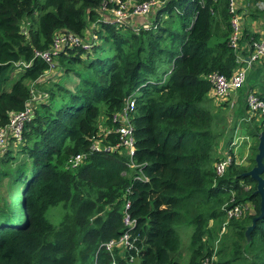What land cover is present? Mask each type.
Segmentation results:
<instances>
[{"label": "trees", "instance_id": "trees-1", "mask_svg": "<svg viewBox=\"0 0 264 264\" xmlns=\"http://www.w3.org/2000/svg\"><path fill=\"white\" fill-rule=\"evenodd\" d=\"M159 1L164 4L155 11L156 28L136 33L131 25L103 21L100 11L114 8L112 0H0V129L25 110L32 89L49 97L36 103L23 144L2 157L0 185L8 184L0 201V264H110L112 255L101 246L125 232L135 247L124 257L139 264H205L214 253L217 264H264V206L257 182L245 176L256 167L264 130L241 122L250 92L258 90L264 100V61L251 67L238 91L229 133V105L214 103L208 78H230L241 66L229 44L230 0ZM255 4L253 17L264 16L262 3ZM94 24L98 41L91 52L78 47L55 57L60 74L79 79L75 88L61 85L60 76L40 84L50 67L36 52L50 50L55 35L65 31L86 42ZM245 34L250 44L260 38L248 29ZM130 99L139 166L134 169L125 152L91 150L102 128L107 142L117 144L114 117ZM239 127L257 140L250 166L233 162L219 177L221 150L232 153ZM79 154L83 163L69 168ZM141 174L148 181L135 179ZM126 200L132 228L125 225ZM248 203L254 213L227 220L228 210ZM58 207L64 213L54 224L49 213ZM187 229L192 233L184 259L181 233Z\"/></svg>", "mask_w": 264, "mask_h": 264}, {"label": "built area", "instance_id": "built-area-1", "mask_svg": "<svg viewBox=\"0 0 264 264\" xmlns=\"http://www.w3.org/2000/svg\"><path fill=\"white\" fill-rule=\"evenodd\" d=\"M258 1H260L264 7V0ZM112 2L116 4L114 8L108 9L105 5L100 11L101 15H103V21L111 22L113 25L119 28H122L125 25H131L136 33H140L142 27H148L149 25L153 27V25L144 24L137 26L135 25V19L137 17L148 18L153 12L157 11L164 4L159 0H149L142 3L135 0H112ZM229 13L231 16V34L229 38V44L237 54V62L241 66L235 70L230 78L220 73H213L209 75L208 79L212 84L210 97L217 105L227 104L230 100H234V95H236V93L246 84L248 70L251 69L254 64L260 63L262 60H264V36H262L257 41H253L249 45L244 44V16L240 13L237 0H230ZM95 28V24L91 25L90 30L87 31L86 42L82 41V39L78 36L65 31L55 35L50 50L45 52H36V58L43 59L50 67L49 71L41 79L40 84L44 81L43 79L46 78L47 75L55 71H57V74L61 73L58 71L55 57L65 49L82 47L85 52L89 53L92 51L94 42L96 43L98 41L97 37L93 33ZM153 28L156 27L154 26ZM28 31L29 24H26L22 27V34L26 36L28 35ZM245 46L249 47L248 56H244ZM48 98V95L44 92L39 93L35 89H32L31 99L26 104L25 110L16 114H12L9 125L0 129V157L7 155L8 152L17 151V149L23 144L24 129L34 117L36 103L38 104L39 102H42ZM246 103L248 108L247 117L242 119L241 122L248 124L256 122L264 130V100L253 92L248 94ZM134 109L135 101L130 99L127 101L123 111L114 117V122L118 124L115 131L119 136L117 144L112 145L107 142L109 133L106 132L107 129L102 128V133L92 138V152H125V154L130 158V168H139V166L134 163L136 141L134 138L135 129L131 121ZM244 141L248 142L249 137L238 135L234 137L231 145L232 147L238 148ZM84 160L85 156L82 154L73 156L69 160L68 167L76 169L83 163ZM233 162L236 165L240 164L236 161L234 156L227 153L226 151H222L221 158L215 166L216 175L222 177ZM135 179L148 181V178L142 174L141 176H136ZM126 196L127 195H125V197ZM130 207V201L126 200L125 225L127 228H132L135 224V221L130 220L129 214L127 213ZM249 210L250 206H235L234 208H231L227 211V220L229 221L232 218H240L243 216L244 212ZM227 224L228 222L223 225L220 235L226 233ZM134 247V241L132 240L129 232H125V234H123L119 239L112 240L101 246L102 249L112 255V261L110 264H120L118 262L117 255L115 256V253L125 259L124 264H133L135 262L133 257L127 259L124 256L127 252L134 250ZM217 263L218 258L215 253L205 262V264ZM95 264H97V260H95Z\"/></svg>", "mask_w": 264, "mask_h": 264}, {"label": "rangeland", "instance_id": "rangeland-1", "mask_svg": "<svg viewBox=\"0 0 264 264\" xmlns=\"http://www.w3.org/2000/svg\"><path fill=\"white\" fill-rule=\"evenodd\" d=\"M165 19H166V21H172V20H169L167 16ZM174 19L175 18H173V20ZM104 49H105L106 55L112 54L111 46L106 45V46H104ZM249 71H250V69L248 70V72ZM56 72L57 71L47 75V77L43 79L44 81L41 84L50 83L53 80V78L54 77L57 78L58 75L61 77V80H59V83H61V85H63L64 87H66L68 89H71V90L74 89L75 86L79 83V79L76 76L68 75V74L60 75V74H57ZM248 72H247V75H248ZM87 73H88L87 71H84L82 74L84 76H86ZM255 74H257V73H255ZM237 101H238V93H236V95H234V100H230L227 103L229 105L228 114L230 113L229 133L232 132V129L234 128V125H235V118L233 117V112H235V110H237L239 108V107H237V104H236ZM238 129H240V127ZM235 134H234V137L240 135V133H237L236 135ZM243 136H247V135L244 134ZM229 138H230V135H227L222 144L226 145ZM256 145H257V140L249 138V141L247 143L244 142V144H242V146L240 147V153L239 152L236 153L237 162L244 161V163L242 165L243 168H246V169L249 168V166H250L249 161H250V157L252 155V147H255ZM13 154L15 155V153H13ZM23 159H24V157H19V160H23ZM7 184H8V180H6L5 183L0 185V201H2L3 199L6 198L5 196H6V191H7ZM20 188H21V185H20V187L16 188V190H15V194H14L15 200L14 201H16L18 197H20ZM247 189H249V188H247ZM246 206H250V210L246 211V213H248V212L254 213V207L252 204L248 203ZM63 213H64V210L61 207L55 208L49 213V219L51 220L52 223L58 224L62 218ZM191 233H192V230H188V229L185 230L183 233H181L182 240H183V246H184L183 247L184 259L188 258L187 246L189 244V238L191 236Z\"/></svg>", "mask_w": 264, "mask_h": 264}, {"label": "crops", "instance_id": "crops-1", "mask_svg": "<svg viewBox=\"0 0 264 264\" xmlns=\"http://www.w3.org/2000/svg\"><path fill=\"white\" fill-rule=\"evenodd\" d=\"M255 1H258V0H237L238 7L240 9V13L244 16V36L247 37L246 34H245V32L248 29L250 33L257 34L261 38L262 36H264V16L259 15L257 18H254L253 17V15H255L254 14L255 13L254 11L256 10ZM154 15H155V12L151 16H149L148 18H145V20L148 21L146 23H145L144 20L142 21L143 22L142 23V22H140L141 20L135 19V25L139 26L140 24H142V25H144V24L145 25L152 24V20H153ZM141 19H143V18H141ZM244 44L249 45L250 43L247 41V39H245L244 40ZM244 48H245L244 52H246V56H248L249 55V47L245 46ZM263 61L264 60H262L260 63H262ZM260 63L257 64V66L260 65ZM262 82H264V80H262ZM257 91L258 90H253L250 93H253V92L256 93ZM235 133H240L241 136L244 135V134H246L242 129L241 130L240 129H237L235 131ZM244 142H246V141H244ZM244 142L242 144H244ZM240 147L235 148V147H232V145H230V150L232 152L231 155L234 156L235 159H236V156H237L236 153H238V152L240 153ZM226 148H227L226 145H222V148L221 149L226 150ZM222 151L223 150H221V152ZM228 153L230 154L229 150H228ZM1 161H2V156L0 157V169H1ZM236 161H237V159H236ZM238 163H240L238 166H241L242 167L244 161H241V162H238Z\"/></svg>", "mask_w": 264, "mask_h": 264}, {"label": "water", "instance_id": "water-1", "mask_svg": "<svg viewBox=\"0 0 264 264\" xmlns=\"http://www.w3.org/2000/svg\"><path fill=\"white\" fill-rule=\"evenodd\" d=\"M137 20H143L146 22L145 18L141 19L140 17L136 18ZM143 23V22H142ZM142 25V24H140ZM256 167H254L249 173L245 174V176H249L252 180L257 182L258 188L256 194H260L262 197V205L264 206V133L260 134L259 137V145H258V154L255 158ZM134 264H139V259H136Z\"/></svg>", "mask_w": 264, "mask_h": 264}]
</instances>
